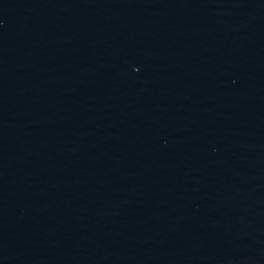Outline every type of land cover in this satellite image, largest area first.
I'll list each match as a JSON object with an SVG mask.
<instances>
[{"label":"water","instance_id":"1","mask_svg":"<svg viewBox=\"0 0 264 264\" xmlns=\"http://www.w3.org/2000/svg\"><path fill=\"white\" fill-rule=\"evenodd\" d=\"M0 264H264V0H0Z\"/></svg>","mask_w":264,"mask_h":264}]
</instances>
